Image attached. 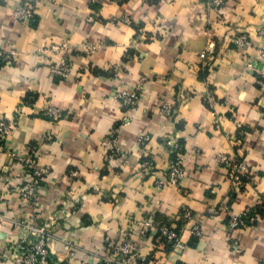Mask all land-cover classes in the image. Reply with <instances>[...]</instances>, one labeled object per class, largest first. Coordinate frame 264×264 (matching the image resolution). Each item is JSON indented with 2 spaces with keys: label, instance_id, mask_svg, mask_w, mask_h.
I'll use <instances>...</instances> for the list:
<instances>
[{
  "label": "crops",
  "instance_id": "1",
  "mask_svg": "<svg viewBox=\"0 0 264 264\" xmlns=\"http://www.w3.org/2000/svg\"><path fill=\"white\" fill-rule=\"evenodd\" d=\"M30 1L0 0V50L15 53L0 66V116L15 119L0 146V264H12L7 241L25 236L16 222L30 215L38 225L54 220L49 246L59 262L66 249L58 239L76 251L73 264H92L148 218L154 227L179 228L187 243L175 254L155 245L152 233L130 232L151 264H259L264 220L255 230L230 231L225 216L210 218L206 210L264 202V92L257 82L264 0H223L221 7L211 0H58L41 3L32 23H16L12 8ZM241 34L252 41L246 51L234 44ZM61 60L71 64L65 79L52 73ZM123 90L139 97L126 112L113 97ZM163 99L174 104L171 117L161 111ZM47 106L65 117L45 120L39 110ZM114 129L125 152L110 158L105 140ZM33 144L49 166L34 208L14 190L26 173L13 158ZM177 145L186 177L158 187ZM218 154L246 164L240 184L214 162ZM183 208L201 222L200 238L178 221Z\"/></svg>",
  "mask_w": 264,
  "mask_h": 264
},
{
  "label": "built area",
  "instance_id": "2",
  "mask_svg": "<svg viewBox=\"0 0 264 264\" xmlns=\"http://www.w3.org/2000/svg\"><path fill=\"white\" fill-rule=\"evenodd\" d=\"M58 0H34L30 2L21 3L12 8V18L19 24H30L35 20L36 12L41 3H55ZM95 2V0H92ZM211 2L221 7L224 5L223 0H211ZM125 23L130 24L128 18H124ZM257 39L259 42V50L257 53V60L263 64V72L257 80L258 85L264 92V27L260 28L257 32ZM234 44L239 50L246 51L251 48L252 41L245 35L241 34L234 38ZM97 46H87L89 52L94 53ZM15 55L13 51L0 50V66L6 62L9 64L12 57ZM71 71V64L65 60H61L57 66L52 68L54 76L65 79ZM117 99L120 106L125 112L137 105L139 101L138 93L134 90L117 91L113 94ZM161 111L167 117H171L175 112L174 104L170 101L163 99L161 102ZM39 114L45 120L56 123L65 117L63 109L55 106L43 107L39 110ZM123 125H126L128 118L123 115ZM217 121V118L215 119ZM15 126L14 118H5L0 116V146L7 142ZM106 153L110 158H117L124 156V148L119 144L118 130L114 129L109 132L105 140ZM175 153L173 159L169 162L165 176L163 179L158 180L157 186L164 188L167 186H178L186 177V157L182 153L181 146H175ZM41 150L37 145H31L29 153L23 157L13 156L16 162L23 166V171L26 177L20 184L14 186V190L19 199L29 204L31 207L37 205L39 197L44 192L43 184L49 176V166L43 164L40 160ZM214 162L223 165L231 170L230 178L236 184H240L242 178L248 175V168L243 161H240L237 156L228 157L225 154H218L214 158ZM153 168L151 163L143 165ZM72 176L76 174L71 172ZM34 212V211H33ZM206 214L210 218H220L225 216L226 227L228 230L233 231L237 229H250L255 230L259 223L264 220V202L253 206L244 207L236 211L231 206L216 205L210 206L206 210ZM193 212L189 208H183L178 221L181 224H191L190 232L191 239H198L202 236L203 229L201 222L192 223ZM37 215H30L29 217L16 222L18 231L25 234L18 240L13 241L8 239L7 245L12 250L9 260L12 264H73L72 260L76 258V251L70 244L65 242L63 238L58 241L66 249V258L59 262L55 260L50 252L49 243L52 240L51 228L54 223L53 219L38 225L35 223ZM137 235L138 238H144L148 233L155 236L157 244L163 245L170 249L175 254H181L187 246L183 242L179 232V228L175 226L162 225L154 227L151 219H146L141 222L136 228L129 227L126 234L104 254L94 256L92 264H151V262L139 253V242L137 239H132L130 232ZM259 264H264V258L261 259Z\"/></svg>",
  "mask_w": 264,
  "mask_h": 264
}]
</instances>
